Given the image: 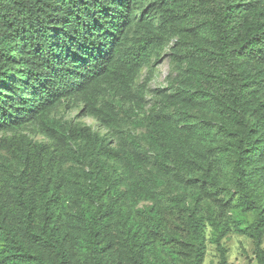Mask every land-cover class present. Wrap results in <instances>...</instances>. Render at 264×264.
I'll list each match as a JSON object with an SVG mask.
<instances>
[{
	"label": "trees",
	"instance_id": "1",
	"mask_svg": "<svg viewBox=\"0 0 264 264\" xmlns=\"http://www.w3.org/2000/svg\"><path fill=\"white\" fill-rule=\"evenodd\" d=\"M136 2L0 0V240L5 245L0 264H69L68 249L53 224L51 207L61 184L56 168L63 160L81 162L87 170L78 179L95 191L105 185L114 193L119 174L109 160L119 159L120 153L90 127L66 126L49 114L72 100L83 102L108 125L128 119L118 117L99 97L110 91L129 101L141 98L153 70L137 88L134 79L152 53L158 61L169 31L179 34L177 52L185 62L173 95L198 104L209 101L238 124L232 161L237 206L257 213L248 235L255 242L256 263L264 264V207L249 189L255 163L264 153V103L253 100L264 92V0H159L160 23L144 20L146 30L140 35L133 32ZM202 28L209 33L206 43L199 37ZM177 112L187 115L182 103ZM169 115L161 109L151 120L162 167L189 141ZM27 122L52 141L38 144L15 133ZM1 150L16 161L12 173ZM202 181L211 184L212 177L203 173ZM106 211L88 218L86 238L100 252L107 247L102 236ZM188 224L196 243L194 264H201V219L191 212ZM127 240L133 261L146 264L139 241ZM45 248L50 258L43 255ZM219 264H227L223 254Z\"/></svg>",
	"mask_w": 264,
	"mask_h": 264
},
{
	"label": "rangeland",
	"instance_id": "2",
	"mask_svg": "<svg viewBox=\"0 0 264 264\" xmlns=\"http://www.w3.org/2000/svg\"><path fill=\"white\" fill-rule=\"evenodd\" d=\"M158 1L137 0L134 34L145 32L146 27L141 24L144 20L153 25L160 23ZM198 33L203 43L208 42L206 29ZM178 39L179 34L169 31L158 61L152 53L140 68L134 79L136 88L143 83L148 71L153 70L141 98L129 101L110 91L99 97L100 101L106 100L114 107L118 117L128 116L125 121L108 125L96 118L83 102L72 100L61 102L49 114L66 126L90 127L105 136L108 145L120 153L119 159L109 160L119 174L114 193L105 185L95 191L85 179H78L77 176L87 170L81 162L63 160L56 168L61 184L59 198L51 207L53 224L68 249L69 264H136L129 251L128 237L142 245L146 264H194L196 243L188 224L191 212H195L202 223L204 255L201 264H219L221 254L227 264H257L255 242L248 235L257 213L237 206L232 173L234 132L238 124L209 101L198 104L191 98L173 95L178 86L177 73L185 67L178 56ZM15 76V73L11 75ZM253 100L264 103V92L256 94ZM181 103L186 116L177 112ZM161 109L171 113L168 116L171 123L183 128L189 139L183 150L179 154L172 153L163 167L156 159L160 148L151 126L152 118ZM15 133L38 144L52 141L34 122H27ZM69 146L75 145L69 142ZM1 154L7 172L12 173L15 159L5 150H1ZM255 166L257 173L252 175L249 189L264 207V153ZM203 173L212 177L211 184L202 181ZM104 209L108 213V224L102 236L107 247L100 252L89 244L86 233L88 218ZM38 215L42 222L43 210ZM262 229L260 246L264 248V215ZM4 247L0 240V250ZM43 252L46 258L52 256L48 248Z\"/></svg>",
	"mask_w": 264,
	"mask_h": 264
}]
</instances>
